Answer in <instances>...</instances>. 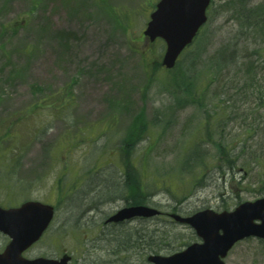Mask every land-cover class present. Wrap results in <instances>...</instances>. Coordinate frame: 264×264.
<instances>
[{"label": "rangeland", "instance_id": "374dc122", "mask_svg": "<svg viewBox=\"0 0 264 264\" xmlns=\"http://www.w3.org/2000/svg\"><path fill=\"white\" fill-rule=\"evenodd\" d=\"M158 1L0 0V206L55 209L25 258L151 264L201 243L170 214L264 195V27L212 0L169 72L164 42L142 34ZM226 45L237 56L219 68ZM138 196L160 215L105 227ZM8 242L0 233V253ZM223 261L264 264V240L239 241Z\"/></svg>", "mask_w": 264, "mask_h": 264}, {"label": "water", "instance_id": "95a60500", "mask_svg": "<svg viewBox=\"0 0 264 264\" xmlns=\"http://www.w3.org/2000/svg\"><path fill=\"white\" fill-rule=\"evenodd\" d=\"M211 0H159L150 14L143 36L152 43L161 39L165 51L161 64L172 69L182 51L189 46L206 23ZM54 207L39 201H25L17 207H0V233L9 238L0 253V264H69L70 256L59 259H27L23 252L38 242L54 217ZM159 210L145 205L121 208L105 223H121L133 218H153ZM181 224H188L201 239L170 256L151 255V264H225L223 259L239 241L254 237L264 240V196L244 202L233 211L216 213L207 209L189 217L170 214Z\"/></svg>", "mask_w": 264, "mask_h": 264}, {"label": "trees", "instance_id": "16d2710c", "mask_svg": "<svg viewBox=\"0 0 264 264\" xmlns=\"http://www.w3.org/2000/svg\"><path fill=\"white\" fill-rule=\"evenodd\" d=\"M233 2H236L238 5V11L242 13L243 20L245 22L246 28L249 29H258L260 27H264V1H261L255 6H251V0H232ZM236 47L231 46V45H226L220 48V50L217 52L216 55V63L219 68L227 66L230 64V62L233 61V59L236 58L237 53H236ZM161 65V64H160ZM177 65V64H176ZM162 67V65H161ZM176 67V66H175ZM174 67V68H175ZM172 70H169V72ZM183 92V91H180ZM183 96V94H181ZM181 96V97H182ZM221 154H226L228 155L227 151L221 152ZM233 162L232 159L227 158V164L231 165ZM139 175V174H138ZM145 202L142 200L141 196L135 197L132 199V203H129L127 205H139V204H144ZM131 238V237H130ZM145 240L146 239L143 237H140L139 240ZM131 239L126 238L123 242H117L116 240L113 241V243L117 244L115 250L117 249L119 252H125L129 248V242ZM147 242V241H146ZM148 242H151V240H148ZM149 245V244H148ZM122 248V249H121Z\"/></svg>", "mask_w": 264, "mask_h": 264}, {"label": "flooded vegetation", "instance_id": "af4514ba", "mask_svg": "<svg viewBox=\"0 0 264 264\" xmlns=\"http://www.w3.org/2000/svg\"><path fill=\"white\" fill-rule=\"evenodd\" d=\"M105 225V224H104ZM113 226V225H117V224H106L105 227H108V226Z\"/></svg>", "mask_w": 264, "mask_h": 264}]
</instances>
